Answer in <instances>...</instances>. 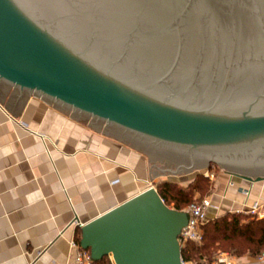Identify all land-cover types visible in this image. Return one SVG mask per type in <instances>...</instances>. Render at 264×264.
<instances>
[{
  "label": "water",
  "instance_id": "1",
  "mask_svg": "<svg viewBox=\"0 0 264 264\" xmlns=\"http://www.w3.org/2000/svg\"><path fill=\"white\" fill-rule=\"evenodd\" d=\"M0 78L187 170L209 158L264 177V0H0ZM186 220L147 185L81 223L78 243L92 260L182 264Z\"/></svg>",
  "mask_w": 264,
  "mask_h": 264
},
{
  "label": "crops",
  "instance_id": "2",
  "mask_svg": "<svg viewBox=\"0 0 264 264\" xmlns=\"http://www.w3.org/2000/svg\"><path fill=\"white\" fill-rule=\"evenodd\" d=\"M85 120L0 78V264H72L69 239L80 223L156 176L158 167L147 162L139 146ZM219 178L208 219L246 209L264 195V177L228 170ZM231 237L235 246L219 252L236 263L264 264L257 258L264 246L252 250V236ZM218 239L225 240L221 234Z\"/></svg>",
  "mask_w": 264,
  "mask_h": 264
},
{
  "label": "rangeland",
  "instance_id": "3",
  "mask_svg": "<svg viewBox=\"0 0 264 264\" xmlns=\"http://www.w3.org/2000/svg\"><path fill=\"white\" fill-rule=\"evenodd\" d=\"M57 103H59V102H57ZM61 105L65 108H68L70 111H73L76 115H78L80 117H84V119H86L85 121L89 122V120H90L92 122L91 124H93L95 126H100V128L105 129L111 133L119 134L121 137H123L126 140V142H128V143L133 142L135 144V146H139V148L141 149V154H142V156H144L146 158L147 162L151 163V165H156L158 167L156 176L153 178V180H151L152 185L155 188L159 182H161L163 180H169V181H172L176 187L185 188L188 191V194H190L188 196V200L185 203H180V205H181L180 209L186 208V206L193 201H199L200 199H202L204 197H210V195H213V193L216 191V187H217L218 182L220 180L219 176L220 175L222 176V174L224 172L228 171V169L224 168L222 164H220V163H218L212 159H209V158H208V161L206 162V164L203 163V165L196 166V168L192 167L193 170H187L186 168L189 165V163H180L177 159H175V158H173V157H171L165 153L159 152L153 147L147 146V145L139 142L138 140H136L132 136L122 132L116 126L106 124L105 120L92 118L91 115H86L83 112L77 113L76 111H74L72 109L71 106H68L65 104H61ZM177 169H178V171H177ZM196 171L199 172L197 175H195ZM186 173L188 174V176L185 175ZM179 175H181V176L178 177ZM169 176H176V178L171 179ZM151 181L149 180L148 183H151ZM192 183L195 186L191 187ZM171 193L176 194L174 189H171ZM168 203H169V206L172 207L173 200H169ZM201 230H202V225H201ZM201 236H202V234H201ZM217 236H219V235H217ZM201 239H202V237H201ZM191 242H192V240H191ZM222 242H220V243H222ZM217 248H220V247H216V249H212L213 251H212L210 257H199V258H197L196 253H194V251H193L191 253V257L187 258L186 260L191 262L192 264H210L213 256L219 252ZM256 252L258 253L259 251L256 250ZM107 258L111 262L110 257L107 256ZM111 264H112V262H111Z\"/></svg>",
  "mask_w": 264,
  "mask_h": 264
},
{
  "label": "trees",
  "instance_id": "4",
  "mask_svg": "<svg viewBox=\"0 0 264 264\" xmlns=\"http://www.w3.org/2000/svg\"><path fill=\"white\" fill-rule=\"evenodd\" d=\"M199 172H195L197 175ZM192 186H195L191 185ZM171 189H174L176 194L171 193ZM156 190L164 203L169 206L168 201L173 200L172 207L180 209V203H185L188 200V191L183 187H176L172 181L163 180L158 183ZM240 218H247L245 221H240ZM221 234L223 240L219 242L218 236ZM232 235H247L252 236L250 243H255L250 246L252 250H259L264 246V216L256 217L253 215L245 214L242 212L228 211L213 219H207L202 224V239L199 243H195L191 240H185L180 245V255L183 259L191 257V253L194 251L196 257H210L212 249L221 247L229 249L234 247L235 241ZM80 236V230H76L75 239L78 241ZM91 264H111L107 255H102L98 259L92 260Z\"/></svg>",
  "mask_w": 264,
  "mask_h": 264
},
{
  "label": "built area",
  "instance_id": "5",
  "mask_svg": "<svg viewBox=\"0 0 264 264\" xmlns=\"http://www.w3.org/2000/svg\"><path fill=\"white\" fill-rule=\"evenodd\" d=\"M148 185H152L149 183ZM243 193H247V189H242ZM211 205V198L204 197L199 201H193L184 208L187 213L186 223L180 228L178 234V242L181 245L185 240H192L199 243L201 240V225L208 219L207 208ZM236 212H242L245 214L253 215L256 217L264 216V195H260L248 204L246 209H235ZM81 224V223H80ZM69 246L74 250V257L72 264H91L92 259L89 251L80 247L78 241L75 238L69 239ZM258 260L264 261V249L258 254ZM182 264H192L191 262L181 257ZM210 264H240L232 261V259L218 252L213 256ZM250 264V263H249Z\"/></svg>",
  "mask_w": 264,
  "mask_h": 264
}]
</instances>
